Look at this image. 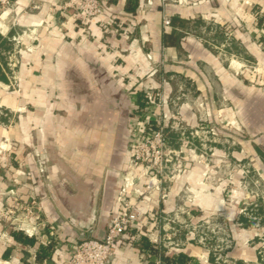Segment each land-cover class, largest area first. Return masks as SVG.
Returning <instances> with one entry per match:
<instances>
[{
    "label": "crops",
    "instance_id": "0c3cea01",
    "mask_svg": "<svg viewBox=\"0 0 264 264\" xmlns=\"http://www.w3.org/2000/svg\"><path fill=\"white\" fill-rule=\"evenodd\" d=\"M67 1L16 0L0 21V210L20 213L0 222V264H66L68 239L103 238L141 95L159 88L176 100L184 85L179 106L155 110L169 115L184 167L167 197H137L143 221L111 264H172L180 252L186 264H264V69L251 67L264 66V0H104L106 13L86 23L61 9ZM191 143L210 160L189 156ZM252 200L261 213L244 222L241 205ZM26 207L34 212L22 220Z\"/></svg>",
    "mask_w": 264,
    "mask_h": 264
},
{
    "label": "built area",
    "instance_id": "2783aa9c",
    "mask_svg": "<svg viewBox=\"0 0 264 264\" xmlns=\"http://www.w3.org/2000/svg\"><path fill=\"white\" fill-rule=\"evenodd\" d=\"M163 1L186 2V0ZM15 2L16 0H0V21L10 14ZM61 9L65 11L73 9L79 13L82 23L106 13L103 0H70L63 3ZM111 21L112 19L110 21L105 20L103 26L109 25ZM163 24L171 26V19L165 17ZM2 26L3 24L0 22V29ZM229 34L231 33L229 32ZM148 58L152 59V56L148 54ZM251 67L257 71L264 69V66L258 65ZM145 96L146 104L151 106L162 105V103H158V95H155L154 92H147ZM136 108V115L141 116L139 121L141 125L139 129L136 127L135 137L132 139L134 143L124 175V183L118 196V209L111 216L103 238L87 236L81 239H68V252L64 254L66 264H111L117 242L124 237L129 229L140 228L143 221L137 197L143 192L150 194L153 191H160L163 197H167L169 183L174 181L179 174V171L177 172L178 166H180L178 153L168 148L167 131L169 125L166 122L168 115L166 113L157 115L151 109L152 111L147 116L140 106ZM239 168L244 175L249 172V169L243 165ZM231 178L226 180L232 181ZM142 181H145L144 191L139 186ZM255 183L257 186L261 184L260 181H255ZM230 191L235 192V188H231ZM36 205L37 210L42 209L40 203ZM252 206L256 207L258 203L253 200L245 202L241 205V211L247 214ZM26 210L28 217L33 215L32 207H26ZM39 216L38 214L37 217ZM262 242L264 243V240Z\"/></svg>",
    "mask_w": 264,
    "mask_h": 264
},
{
    "label": "rangeland",
    "instance_id": "374dc122",
    "mask_svg": "<svg viewBox=\"0 0 264 264\" xmlns=\"http://www.w3.org/2000/svg\"><path fill=\"white\" fill-rule=\"evenodd\" d=\"M253 69V68H252ZM255 72H257V74H258V72L259 71H257V70H255V69H253ZM261 71V70H260ZM188 87V88H187ZM189 88H190V86H186V85H184V86H182V88H179V90H178V96H179V98H176V100L174 99H172V100H170V101H168V99L165 97V94H164V92L161 90V89H156V90H153V91H148V92H154L155 93V95H158V103H162V105L161 106H151L150 104H146L145 103V105L143 106V107H141L142 109H144V111H145V113H146V115L148 116L149 114H150V112L152 111V110H163L166 106H167V104L169 103V102H172V104H174V103H176V101H177V106H179V102H180V100L184 97V95H186V93H184L185 91H189ZM149 90H152V89H149ZM177 96V97H178ZM198 105H199V107H202V105H203V101H201L200 103H198ZM137 109V108H136ZM152 109V110H151ZM136 111V110H135ZM156 111H155V113H156ZM137 114V112H135V116H134V120H133V125L134 126H131V129H130V134H131V136L130 137H132L131 138V141L129 140V147H128V149H129V156H130V158H131V152H132V145H133V138L135 137V132H136V130L137 129H139V127H140V125H141V122H139L140 121V119H141V116H139L138 117V115H136ZM158 115V114H157ZM170 117H169V115H168V117H167V124L168 125H170ZM207 123V125H204V128H206L205 130H206V132L207 133H209V134H214V135H212L213 137H215L216 136V124L215 123H213V122H208L207 120H204V123ZM209 124V125H208ZM136 125H138V126H136ZM136 127H137V129H136ZM213 128V129H212ZM167 136H168V138H169V146H168V148L169 149H171V150H174V151H176L178 154H177V156H178V158H182L183 157V150H181V149H175L174 147H172L171 146V144H170V135H169V132L167 131ZM188 139H185L183 142H188L187 141ZM189 143V142H188ZM185 144V143H184ZM183 144V146H186V145H184ZM191 144H193V143H191ZM182 146V147H183ZM185 148V150H189L190 148H192V150L194 151V153L192 154V155H189V156H191V157H193V159L194 160H196V161H201L202 159H205V161H208V160H210V157H212V153L211 152H209V151H200V148L198 147V145L197 144H193V145H190V146H186V147H184ZM191 150V149H190ZM188 155V154H187ZM130 160V159H129ZM182 162H180V166H178V169H177V172L178 171H182V169H183V167H184V164H181ZM208 173H210V172H208ZM13 210L12 209H7V207L6 208H4V209H2V210H0V222H2V221H5V223H9V224H11L12 222H19V214L20 213H15L14 211L12 212ZM24 214H23V217L24 218H22V220L24 219H26V220H28L29 219V217L27 216L28 215V213H27V211H24L23 212ZM25 215V216H24ZM204 230V229H203ZM206 233H208V236H210V237H213L214 235L213 234H215L214 232H212L213 231V229H212V227H208V228H205V230H204ZM213 233V234H212Z\"/></svg>",
    "mask_w": 264,
    "mask_h": 264
},
{
    "label": "trees",
    "instance_id": "16d2710c",
    "mask_svg": "<svg viewBox=\"0 0 264 264\" xmlns=\"http://www.w3.org/2000/svg\"><path fill=\"white\" fill-rule=\"evenodd\" d=\"M104 1V0H103ZM104 6L105 8H107V3L104 1ZM129 9L132 8V5H129L128 7ZM168 37V34L163 35V39L166 42V39ZM146 96L145 95H141L140 97V103L139 106L143 107L145 105L146 102ZM250 211L252 212V216H259L261 213V207H257V208H251ZM241 220H243L244 222L248 221L249 217L245 215V213H241L240 217ZM250 220H252V218L250 217ZM253 221V220H252ZM13 236L15 237V239L19 240L22 243L25 244H35L36 243V239L32 236H29L28 234L24 233L22 230H15L12 232ZM53 242L47 244V245H41L40 244V256L39 259H43V257L48 254L50 252V250L53 249ZM188 261H191V256L187 255L186 253L180 252L177 255L174 256V261L172 262V264H186Z\"/></svg>",
    "mask_w": 264,
    "mask_h": 264
}]
</instances>
